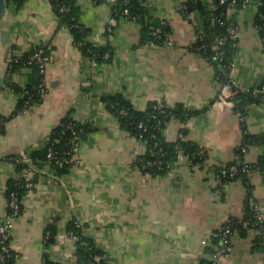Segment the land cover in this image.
<instances>
[{"label":"crops","instance_id":"1","mask_svg":"<svg viewBox=\"0 0 264 264\" xmlns=\"http://www.w3.org/2000/svg\"><path fill=\"white\" fill-rule=\"evenodd\" d=\"M144 0L149 15L165 22L163 43L141 42V24L113 18V1L76 0L85 41L110 45V59L85 56L74 35L59 27L49 0H10L0 18V218L7 215L5 190L10 179L35 176L33 166L20 170L15 156L28 161L64 117L91 129L75 149L77 162L62 174L47 163L22 195V209L12 218L10 247L15 264H42L45 255L57 264H78L76 242L66 225L74 220L105 252L106 264H264V248L254 243L257 230L234 231L229 251L215 257L213 237L230 217L245 210V180L223 181L216 166L233 160L243 136H250L244 157L251 163L247 181L264 217V48L255 25L257 0L232 1L226 17L235 24L234 51L228 71L200 47L192 48L199 32L206 41L205 12L198 0ZM207 9L214 8L212 1ZM202 25V26H201ZM108 27H112L107 34ZM199 30V31H198ZM208 40V39H207ZM39 43L50 48L41 98L17 111L22 93L5 82L7 63ZM240 90L260 94L245 106L244 119L217 97L221 70ZM26 70L15 75L19 85ZM121 92L137 108L151 100L190 111L185 122L172 119L165 136L185 139L205 152L202 163L185 155L165 173L139 169L134 161L145 141L121 128L106 108L105 94ZM244 120V121H242ZM264 162V161H263ZM56 227L45 242L46 228ZM264 236V227L262 228ZM212 258H215L214 260Z\"/></svg>","mask_w":264,"mask_h":264},{"label":"trees","instance_id":"2","mask_svg":"<svg viewBox=\"0 0 264 264\" xmlns=\"http://www.w3.org/2000/svg\"><path fill=\"white\" fill-rule=\"evenodd\" d=\"M10 0H7V2ZM16 3L21 0H13ZM52 6L54 15L57 18L59 27H66L74 35L81 52L96 61L110 59L112 49L110 45H93L85 41L88 29L80 22V9L76 4V0H49ZM102 1V0H95ZM107 1V0H106ZM243 0H212L213 9H207V2L198 0L197 5L205 12V35L212 50L209 52L205 49V39L200 34L197 40L192 44V48L202 46L208 56H213L218 61L222 69L228 71L231 62L234 48L235 37L231 36L229 29L235 24L231 19L226 17V9L230 2ZM258 6L255 15V25L258 28L260 36H264V0H257ZM113 19L119 20L121 18H128L137 20L141 24V42H155L163 43L166 41L169 28L167 24L161 20L153 18L149 15V11L144 0H114L111 4ZM193 2L188 1L187 9L191 10ZM112 27L107 31L111 32ZM199 31V30H198ZM220 40L222 42H220ZM38 49H42V54L50 58V48L45 43H39L31 49L23 52L20 55H13L10 57L6 72L5 82L15 91L21 92V98L17 103V111L24 110L27 106L26 102L30 104L37 101L45 92L44 84V70H41L38 62L32 58L33 53ZM26 70L27 81L24 85H19L14 79L15 75L23 73ZM218 71V78L222 83L231 82L229 78ZM264 85V83H263ZM235 95L233 109L239 113L240 117L244 119L245 106L249 102H257L260 94L254 90H240L234 86ZM106 104L107 110L114 115L121 128L126 130L132 136L145 141L146 147L142 154L136 157L134 164L144 172L159 175L167 172L178 160V152H181L188 159L190 164L202 163L206 159L204 150L195 142L185 139L186 129L182 128L180 134L173 140H169L165 136V129L172 119H178L185 122L189 117L190 111L183 108L181 105L169 106L164 102L151 100L144 108H137L128 99L124 97L121 92L105 94L102 96ZM244 121V120H242ZM4 118L0 117V132L2 131ZM90 127L86 123L74 120L70 116H66L62 121L50 132L47 141L32 150L28 156V161H23L19 156H15L17 167L22 170L24 168L33 166L36 170L33 178L27 179L25 176H20L16 179H10L7 182L5 195L7 198L6 213L13 214V208L8 204L11 196L17 198L18 215L22 209L21 198L25 191L31 186H27V182H33L39 174V169L45 164L50 167L57 174H62L74 165L71 158L75 155L76 146L82 142ZM250 136L244 135L239 148L236 151V157L219 166H216L215 171L217 175L223 180H245L247 188V197L245 210L243 215L239 218L230 217L218 230L217 236L213 237V243L218 248L231 246L232 240L223 243V228L229 227V237L232 238L234 231L247 230L253 228L257 230L254 238V243L257 248H264V236L262 228L264 227V217L258 208L257 200L252 195L251 185L247 181L248 171L251 169V163L245 160L244 154L247 145L251 142ZM65 159L61 164L58 161ZM67 160V161H66ZM263 157L255 164L254 167H263ZM235 170L232 171L231 167ZM14 215V216H16ZM257 215L262 216V220L258 223ZM69 234L75 236L76 249L75 256L78 264H106L105 252L95 244L92 238L87 236L84 232L83 226L74 220H71L66 225ZM56 230L55 225L50 224L46 228L45 242L49 243ZM4 257L0 260V264L8 263L15 264L16 253L10 247L6 252H2ZM43 264H57L48 259L45 255ZM205 264H217L216 261H207Z\"/></svg>","mask_w":264,"mask_h":264},{"label":"built area","instance_id":"3","mask_svg":"<svg viewBox=\"0 0 264 264\" xmlns=\"http://www.w3.org/2000/svg\"><path fill=\"white\" fill-rule=\"evenodd\" d=\"M108 1H114V0H108ZM203 2H210L212 0H201ZM221 2H224L225 0H219ZM114 21L113 18H110L109 23L112 24ZM110 29V27H108ZM231 36H236V29L235 26L229 29ZM263 48H264V36L261 37ZM220 42H222L220 40ZM32 58L35 59L39 66L41 67V70H44L46 67V64L49 60L47 55L42 54V49H38L35 53H33ZM44 82L42 83L43 86ZM235 84L233 82L229 83H222L221 88L219 90V94L217 99L220 102H226L229 103L233 106L234 100L232 97L235 95V90H234ZM27 106L24 108L26 110L28 107H30L29 101L26 102ZM76 149V148H75ZM183 154L181 152H178V158H182ZM71 160L74 161V164L77 162V159L75 158V155L71 158ZM65 159H62L61 161H58L59 164H61ZM67 161V160H66ZM232 171L235 170V167H231ZM27 186H32L31 182H27ZM8 204L13 208V214L12 215H6L2 218H0V260L3 259L4 254L2 252H6L10 248V238H11V231H12V218L14 215H16L17 209H18V203H17V198L13 195L11 196L10 201ZM262 220L261 215H257V221L256 223L260 222ZM230 234V228L229 227H224L222 236H223V243L227 244L231 241V237L228 236ZM71 235V234H70ZM73 238H75L74 235H71ZM230 246L226 247H220L215 251V257H221L224 256L228 251H229ZM8 264V263H4ZM43 264V263H42Z\"/></svg>","mask_w":264,"mask_h":264},{"label":"water","instance_id":"4","mask_svg":"<svg viewBox=\"0 0 264 264\" xmlns=\"http://www.w3.org/2000/svg\"><path fill=\"white\" fill-rule=\"evenodd\" d=\"M6 4H7V0H0V18L4 13V10L6 8ZM206 41L208 42L207 38H206ZM212 259L214 260L215 258H212Z\"/></svg>","mask_w":264,"mask_h":264}]
</instances>
